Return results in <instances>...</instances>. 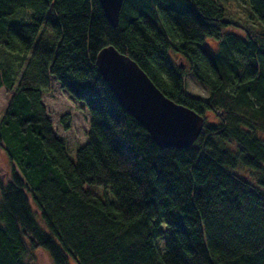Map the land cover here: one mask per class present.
Returning a JSON list of instances; mask_svg holds the SVG:
<instances>
[{"label":"trees","instance_id":"1","mask_svg":"<svg viewBox=\"0 0 264 264\" xmlns=\"http://www.w3.org/2000/svg\"><path fill=\"white\" fill-rule=\"evenodd\" d=\"M246 1L260 31L229 30L221 0H124L117 26L100 0H0V264H35L37 249L52 264H264V0ZM109 44L219 121L158 145L96 65ZM187 64L207 97L187 90ZM52 77L90 112L75 158L43 100Z\"/></svg>","mask_w":264,"mask_h":264},{"label":"water","instance_id":"2","mask_svg":"<svg viewBox=\"0 0 264 264\" xmlns=\"http://www.w3.org/2000/svg\"><path fill=\"white\" fill-rule=\"evenodd\" d=\"M124 0H100L108 21L117 26ZM96 65L112 92L161 147H188L199 137L205 118L167 96L129 55L113 44L96 55Z\"/></svg>","mask_w":264,"mask_h":264},{"label":"rangeland","instance_id":"3","mask_svg":"<svg viewBox=\"0 0 264 264\" xmlns=\"http://www.w3.org/2000/svg\"><path fill=\"white\" fill-rule=\"evenodd\" d=\"M227 9V17L241 24L235 29L230 27L229 30L240 32L245 27H250L254 31L259 30V23L250 16L249 6L246 0H221ZM205 45L209 48H215L217 45L212 39H207ZM178 61L180 58L175 56ZM185 61V60H184ZM188 69L186 74V88L189 92L207 97L209 89L207 85L198 79L190 72L188 64L185 65ZM9 98V92L0 87V117L5 110ZM43 100L47 106L49 114L53 120L55 132L64 139L68 146V152L72 158L76 157V150L79 146L84 145L88 141V131L90 128V112L84 102L75 99L67 90H65L60 82L54 77L51 79L50 88L44 92ZM62 119H69L70 125L65 127ZM205 121L208 123H217L219 117L212 111L206 113ZM264 138V133H261ZM11 163L6 157L4 148L0 143V177L3 181L8 180ZM238 171L244 177L253 182L258 181L260 175L258 170L241 166ZM37 220L43 224V220L39 213L35 214ZM35 264H52L49 255L43 249L35 250ZM75 264V263H73Z\"/></svg>","mask_w":264,"mask_h":264}]
</instances>
